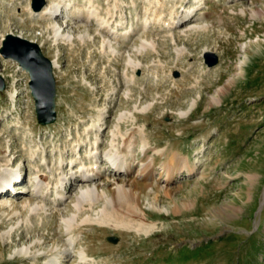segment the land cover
Returning <instances> with one entry per match:
<instances>
[{"label": "rangeland", "instance_id": "1", "mask_svg": "<svg viewBox=\"0 0 264 264\" xmlns=\"http://www.w3.org/2000/svg\"><path fill=\"white\" fill-rule=\"evenodd\" d=\"M45 1L63 7L54 21L67 41L32 0H0V48L14 34L60 63L56 121L42 125L29 74L0 54V178L21 171L27 181L55 182L59 158L69 163L78 144L88 159L95 142L105 157L129 139L128 172L114 174L105 161L84 172L98 171L93 183L109 193L112 183H135L158 230L145 237L88 225L68 233L63 211L73 198L55 204L52 196L46 212L25 217L18 209L31 198L26 181L23 194L0 192V264H51L58 256L75 264L84 253L87 264H264V0ZM77 9L82 15L73 16ZM172 152L197 171L170 182L168 197L145 186L140 166L155 160L159 172ZM27 248L33 253L24 257Z\"/></svg>", "mask_w": 264, "mask_h": 264}, {"label": "bare ground", "instance_id": "2", "mask_svg": "<svg viewBox=\"0 0 264 264\" xmlns=\"http://www.w3.org/2000/svg\"><path fill=\"white\" fill-rule=\"evenodd\" d=\"M62 9L63 7H61L60 3L59 5H48L43 9L39 16L43 15L44 17H47L46 20L51 21L49 23L54 36L58 38V41L61 40V42H65L67 40H64L65 37L62 36L63 27H60L54 21L60 16L63 11ZM82 12V9H77L75 10V14L72 15H82ZM93 12H88L86 18L93 17ZM191 14L186 15V17L183 19L181 17V21L184 23L185 21L193 18ZM103 24L102 26L105 27ZM106 29L107 28L105 27L103 32L106 33L107 36L112 35V33H110L111 31L109 32ZM143 45L144 46L142 47L144 48L146 44ZM59 64V59L57 57L53 60V68L56 71L60 69ZM132 69L135 70L136 68L132 66ZM92 145L93 147L89 151L88 159L93 164L97 165L91 164L88 166L89 160L85 158L86 155L83 157L86 161H88L84 162V159H82L79 155L82 146L81 144H78L79 148L74 152L72 151V159L69 161V163H67L66 158L64 159L63 155H61L59 158L60 160L58 166H60L62 173H59L60 177L57 176L55 179L53 178L55 182L49 181L47 183L43 176L41 178L44 180L41 178H36L33 180L31 178L29 181H27L25 179L26 177L23 176L22 178L21 171L20 173H2L4 176L0 178V192L7 190V192H10L12 196L17 194L19 195L21 193L23 194L22 191L20 193L18 186L27 181L26 183L29 185V188H31V191H29L31 198L26 199L21 208L18 209L25 217L36 216L41 211L46 212L48 210V208H46L48 206L47 204H54V202L55 204L58 202L65 203L69 199L73 198L72 208L68 209L66 206L65 211H63L62 224L65 226L64 228L68 233L79 227L96 225L100 228H108L116 231L134 233L137 236L150 237L158 230V225L146 220V212L142 208L141 202L142 191L140 192V188L135 183H132L131 186L128 183H112L111 186L113 185V187L110 189L111 191L109 193L107 192L108 190L106 191V189H104L100 184L98 185V183H93L101 177L98 171H92V174L90 172V174H86V172H84L86 168H89L90 171L93 168L95 171L97 168H99L98 163L102 161L109 163L111 166V172L114 174L121 175L122 173L128 172L126 165L128 164L129 168L133 166L131 163L129 164L127 162V155L131 152L130 149L131 146H133L132 141L129 139L126 140L123 152H118V150H115V152H112V154L107 153L105 157L102 156L101 147L99 146L98 142H95ZM44 161L47 162V159L45 158ZM66 164L67 166L70 165V172L68 173L64 171ZM140 167V178L144 181L145 186L154 191L153 185H155L157 192L162 191L163 194L168 197H171V194H173L172 189H169L170 187L168 184H170V182L178 180L183 174L189 176L197 171L196 165H190L188 158L181 156V154L177 152H172L167 155L166 161L161 163V166L158 168L159 172L156 169L155 160L147 164L142 163ZM73 168H76L75 171ZM158 174L161 177H165L163 180V185H159L158 183ZM76 176L77 183L73 182L72 184H75L71 185L70 181L72 178H76ZM89 183H93L95 187H88ZM76 184L78 187L77 189L73 190L72 186H75ZM72 190L73 193H71ZM52 196H54V202ZM31 199H33V201ZM157 199L155 198L153 203L156 204L158 201ZM96 213L98 214L97 217H92L94 216L93 214ZM14 214L17 215L18 212L16 211ZM78 219H80V221ZM66 243L69 245L67 241L65 244ZM30 251L31 250L27 248L22 250L21 253L24 257H29L30 253L32 252ZM45 256L48 258L52 255L47 253ZM90 258L91 256L86 253H84V255L80 254L79 262L77 261L75 264H87ZM51 264H61L59 256L54 257L51 261Z\"/></svg>", "mask_w": 264, "mask_h": 264}, {"label": "water", "instance_id": "3", "mask_svg": "<svg viewBox=\"0 0 264 264\" xmlns=\"http://www.w3.org/2000/svg\"><path fill=\"white\" fill-rule=\"evenodd\" d=\"M46 5L45 0H32V9L40 12ZM1 56L6 60H14L30 76V90L35 100L38 121L42 125H49L56 121L57 85L54 76L53 63L46 58L39 44L14 34H9L2 42ZM213 61L208 62L210 67L217 64V57L213 54ZM6 89L4 79L0 76V92ZM117 243L118 238L111 239Z\"/></svg>", "mask_w": 264, "mask_h": 264}]
</instances>
